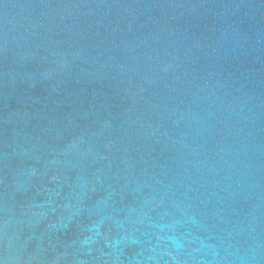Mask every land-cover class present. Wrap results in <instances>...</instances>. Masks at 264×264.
Returning a JSON list of instances; mask_svg holds the SVG:
<instances>
[{"label":"water","instance_id":"1","mask_svg":"<svg viewBox=\"0 0 264 264\" xmlns=\"http://www.w3.org/2000/svg\"><path fill=\"white\" fill-rule=\"evenodd\" d=\"M0 264H264V0H0Z\"/></svg>","mask_w":264,"mask_h":264}]
</instances>
